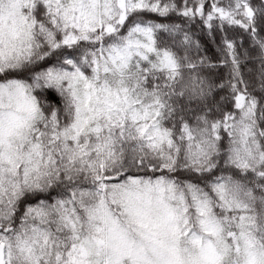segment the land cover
Listing matches in <instances>:
<instances>
[{
	"label": "snow or ice",
	"instance_id": "6c2138e0",
	"mask_svg": "<svg viewBox=\"0 0 264 264\" xmlns=\"http://www.w3.org/2000/svg\"><path fill=\"white\" fill-rule=\"evenodd\" d=\"M0 264H264V0H0Z\"/></svg>",
	"mask_w": 264,
	"mask_h": 264
}]
</instances>
